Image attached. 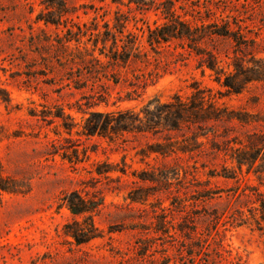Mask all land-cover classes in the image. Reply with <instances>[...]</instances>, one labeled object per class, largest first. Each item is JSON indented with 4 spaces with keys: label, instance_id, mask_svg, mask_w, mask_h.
Masks as SVG:
<instances>
[{
    "label": "rangeland",
    "instance_id": "374dc122",
    "mask_svg": "<svg viewBox=\"0 0 264 264\" xmlns=\"http://www.w3.org/2000/svg\"><path fill=\"white\" fill-rule=\"evenodd\" d=\"M172 16L200 37L150 46ZM195 90L178 131L80 135ZM0 188V264H264V0H0Z\"/></svg>",
    "mask_w": 264,
    "mask_h": 264
},
{
    "label": "trees",
    "instance_id": "16d2710c",
    "mask_svg": "<svg viewBox=\"0 0 264 264\" xmlns=\"http://www.w3.org/2000/svg\"><path fill=\"white\" fill-rule=\"evenodd\" d=\"M166 19L168 20L167 23L149 33L147 42L150 46L168 45L173 41L191 40L195 36L200 35L199 33L194 34L192 29L178 17L172 16ZM214 29L215 30L210 32L211 35L224 38L232 37L228 30V27H221L219 29L215 26ZM113 44L115 46L117 45L116 39L113 40ZM96 45L98 46V42ZM96 45L95 47H97ZM122 61L123 63H126L127 60ZM96 65V67H99L100 64ZM207 67L210 70L214 71V66L212 64H209V66ZM90 74L99 75L97 68L90 70ZM225 87L232 88L231 84L229 83H227ZM202 100L203 96L200 91L194 92L189 101L186 102H184L180 96H175L169 103L158 107L157 115H154V113L151 112V108H146L145 110H143V119L139 114H134L130 111L124 114L118 113V119L116 118V121L113 122L110 121L111 114H90L89 118L85 121L80 135L87 138L99 136L104 139H109L111 142H114V136H117L123 132L132 134H154L160 131V126H162V129H165L167 131H178L182 126L190 123L195 124L199 119L203 118L202 116L204 112L202 111L203 109H201L200 106ZM55 117L63 121L62 127L65 130L70 131L69 127L65 123V117L62 113L61 116ZM169 148L170 146H162L159 150H153V152L162 155H168L172 152V150H169ZM0 189L5 192H11L10 190H6L5 188ZM74 198L79 199V203H76ZM66 203L68 209L74 216H80L93 211V208H90L87 202L82 200L81 197L76 193L66 196ZM93 233L94 231L91 228V230L88 231V239L85 241L80 240L77 234H75L74 232H67V235L72 237L77 245H81L96 238Z\"/></svg>",
    "mask_w": 264,
    "mask_h": 264
}]
</instances>
